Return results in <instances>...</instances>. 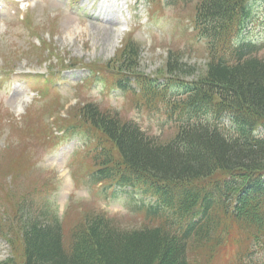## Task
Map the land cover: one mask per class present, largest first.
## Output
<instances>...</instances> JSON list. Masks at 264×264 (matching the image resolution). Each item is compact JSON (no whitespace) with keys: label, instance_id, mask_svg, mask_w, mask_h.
Segmentation results:
<instances>
[{"label":"rangeland","instance_id":"374dc122","mask_svg":"<svg viewBox=\"0 0 264 264\" xmlns=\"http://www.w3.org/2000/svg\"><path fill=\"white\" fill-rule=\"evenodd\" d=\"M195 8L183 0H0V69L12 75L0 90V263H22L28 217H57L68 237L98 216L122 229L146 226L142 212L131 209L142 202L140 192L114 193L115 186L99 187L90 178L96 151L118 155L99 132L82 125L79 107L94 103L159 142L171 139L176 125L162 91L207 72L208 53L191 28ZM256 15L245 37L264 43V14ZM128 44L141 47L133 71L156 81L162 88L156 94L148 96L133 80L128 92L116 88L122 76L108 67L119 68ZM176 56V73L169 74L167 62ZM22 210L27 219L21 220ZM225 230L213 251L193 249L191 264H264V235L249 236L232 221Z\"/></svg>","mask_w":264,"mask_h":264},{"label":"trees","instance_id":"16d2710c","mask_svg":"<svg viewBox=\"0 0 264 264\" xmlns=\"http://www.w3.org/2000/svg\"><path fill=\"white\" fill-rule=\"evenodd\" d=\"M184 2H196L191 28L209 61L203 77L162 91L168 93L174 136L159 142L94 103L79 107L82 125L99 132L118 155L96 151L92 180L115 186L114 193L140 192L142 202L131 203V209L142 212L146 226L122 229L98 216L68 237L57 217H28L20 229L21 264H191L193 249L211 252L221 244L226 221L249 236L264 235V43L245 37L256 12L264 14V0ZM140 51L139 45H126L119 68L108 69L122 76L119 89L128 91L133 80L149 96L162 88L135 76ZM173 58L167 62L169 74L179 64ZM28 213L22 210L21 220Z\"/></svg>","mask_w":264,"mask_h":264}]
</instances>
